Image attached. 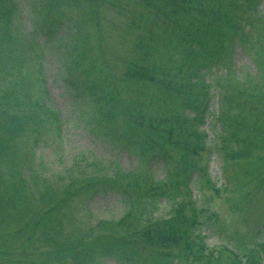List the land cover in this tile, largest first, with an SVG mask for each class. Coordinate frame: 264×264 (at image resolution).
<instances>
[{"label":"rangeland","instance_id":"rangeland-1","mask_svg":"<svg viewBox=\"0 0 264 264\" xmlns=\"http://www.w3.org/2000/svg\"><path fill=\"white\" fill-rule=\"evenodd\" d=\"M12 1L8 32L11 36L16 34V42L9 43L11 37L6 38L4 29L0 30V64H8L5 71L13 69L3 79L0 74V82L13 83V70L15 71L16 66L20 70V77L29 85L30 99L37 98L40 95L39 76L34 68L39 65L40 77L45 80L44 86L47 90L44 102L58 117V127L52 126L50 129L43 128L38 131L37 142L24 139L18 144L22 148L31 145L33 149L30 154L33 168L30 167V171L25 166L23 170L29 185L36 183L41 188L43 177L55 181V185L68 176L87 180L93 177V174L110 173L111 168L116 165L124 172L137 170L140 167L139 154L136 153L135 147L127 148L129 128L123 122L124 118L118 112H107L100 118V112L91 99V94L101 93L102 90L112 91L115 97H123L129 101H132L131 98H139V104L154 106L159 103L156 96L160 86L162 89L165 86V83L161 85V81L165 79L163 74L157 71L153 82L126 85L124 73L128 68L146 65L157 70L171 71L172 74L182 72L173 79L171 76L166 78L174 88L182 83L186 85L181 94L174 93L176 100L181 101V98H188L195 92L201 93V83L205 84L207 92V109L204 111L203 120L194 126L204 133L202 140L205 150L201 153L198 165L205 167V175L196 170L187 177V180H191V200L195 201L194 209L191 206V218L196 219L191 220L192 238L205 246V254L214 248H226L225 250L239 254L245 251L247 245L255 246L260 241L264 242V176L255 174L256 169H259L255 156L245 157L238 166H233V178L231 175L229 179L225 176L223 156L220 152L225 132L217 120L222 103L225 107L224 101L221 100L225 89L236 91L240 85L259 81L257 64L253 63L251 55L256 34L260 32V18L264 17V0L255 5H245L244 0H234L235 5H241L239 10H234L238 13L236 22L241 31H237L236 37L232 34V47L230 52H227V58L221 56L218 60L205 56L203 52L207 54L209 47H203L201 44H196L200 49L194 47L191 54L182 52L177 31L169 30L168 34H161L158 30L160 27L152 23L157 17L153 15L154 9L150 6L139 7L138 0H96V3H93L94 0H70V3L82 5L83 9L88 11H68L66 8L65 14L62 10L63 14L58 22L61 23L60 32L48 38L40 34L42 29L50 24L43 22L40 11L49 0ZM89 6L94 9L90 10ZM53 11L55 13L52 12V16L55 17L57 12L55 9ZM158 21L171 27L162 15L158 16ZM35 27L40 30L37 34ZM247 31L251 36L249 42L241 40L242 32ZM230 35L231 31L226 30L220 39L228 41ZM144 44L151 49H146ZM8 57L13 61L9 62ZM184 60L188 63L180 71L172 65L181 64ZM74 62L81 65L79 71L71 65L68 72L66 64ZM188 83L193 87L190 88ZM89 84L97 85V89L91 92L88 89ZM224 85L227 88H224ZM17 90L19 91L18 88ZM20 100L26 102V97L21 96ZM11 105L15 109L13 101ZM185 111L188 116L194 113L190 109ZM109 131L114 132V139L109 137ZM98 162L101 163L100 169ZM169 164L171 163L158 158L147 163L145 170L152 179L164 181ZM251 169L253 174L248 175ZM199 175L201 181L208 177L219 190L199 184ZM33 192L36 193L35 190ZM95 194L76 199L78 215L72 214L73 217H70L66 208L61 209V212L70 218V222H64L68 234L71 233V226L76 220L82 227L93 228L95 233H98L96 224L99 221L112 223L121 230L130 227L131 231H135L137 225L132 222L127 221L124 225L116 223L128 208L121 200L118 189ZM236 200L237 205H234ZM144 202L143 199L136 205L139 206L136 210L141 215V222L146 218H162L172 214L174 203L167 196L158 197L154 203L149 202L146 211L140 208V204ZM0 205L6 210L0 211V264H37V261L27 262L26 258L20 255L19 247L26 240L21 228L26 220L23 221L21 215L6 206V201L1 195ZM31 210L41 212L42 208L33 206ZM6 212L8 219L4 225ZM113 232L118 234L119 230L115 228ZM257 232H261V235ZM16 233H21L24 237ZM3 234L10 236L7 239V244L10 243L9 250L5 249L6 239H1ZM132 236L130 234L131 238ZM41 241L42 238L37 233L30 240L28 251L36 249L38 253ZM134 246L141 255L131 253L124 259L117 254L107 253L97 256L96 261L98 264H151L153 256L143 258L144 252L153 251L163 255L157 248L148 250L140 240L135 241ZM213 252L216 253L214 250ZM261 264H264V258L261 259Z\"/></svg>","mask_w":264,"mask_h":264},{"label":"trees","instance_id":"trees-1","mask_svg":"<svg viewBox=\"0 0 264 264\" xmlns=\"http://www.w3.org/2000/svg\"><path fill=\"white\" fill-rule=\"evenodd\" d=\"M86 1L89 2V0ZM138 1L139 7L150 6L154 9L153 15L157 17L152 23L160 27L158 30L161 34L163 32L168 34L169 30L177 31L182 52L191 54L194 47L197 50L200 49L196 44H201L203 47H209L207 54L203 53L205 56L212 57V60L215 58L218 60L221 56L227 58V52L228 50L230 52L232 47V34L236 37L237 31L238 33L241 31L236 22L238 13L234 11L239 10L241 5H235L234 0ZM244 1L245 5H255L260 0ZM12 3V0H0V30L4 29L6 38L11 37L9 43L16 42V34L11 36L8 32L12 17ZM93 3H96V0ZM66 8L68 11L71 9L79 12L88 11L83 9L82 5L70 3V0H49L43 6L40 15L44 23L50 24L42 29L40 34L42 33L46 38L54 33L58 35L61 25L58 22H60L63 11L66 14ZM54 9L57 12L55 17L52 16V12L55 13ZM89 9L94 8L89 6ZM159 15L164 16L171 27L160 23ZM260 21V32L256 34L251 55L253 63L257 64L259 81L240 85L236 91L225 89L221 96L225 107L222 103V109L217 114V120L225 132L222 136L220 152L223 156V171L228 179L230 175L233 178L231 174L233 166H238L243 158L253 156L259 166L255 174L264 176V17L260 18ZM96 26H98L97 23ZM166 27H168L167 30H165ZM226 30L231 31L228 41L220 39ZM39 31L36 28L35 33ZM76 36L78 37V34ZM250 38L248 31L242 32L241 40L249 42ZM144 47L151 49L147 44H144ZM9 48L13 52L12 48ZM145 56L146 54L141 59ZM1 61L0 59V63ZM8 61L13 60L8 57ZM187 63L188 61L184 60L181 64L172 65L180 71ZM71 65L77 71L81 67L77 62L66 64L68 72H70ZM7 68L8 64H0L2 79L13 69L5 71ZM34 69L39 76L40 95L37 98L30 99L29 85L20 77V70L16 66L15 71L13 70L14 82L11 84L0 82V195L6 201V206L17 215H21L23 221L26 220L21 228V233L26 240L19 248L20 255L26 258L27 262L98 264L97 256L107 253L117 254L126 259L131 253L138 255L134 242L140 240L148 250L157 248L163 254L162 256L155 255L153 251H150L153 254L151 264H172L173 260L175 264H261V259L264 258V242L260 241L255 246L247 245L245 251L239 254H235L232 250H225L226 248H214L205 254V246L192 238V191L191 180H187V177L196 170L205 175V167L198 165L201 153L205 150L202 140L204 133L194 127L202 122L204 111L207 109V92L204 83H201V93L194 91L192 96L183 97L181 101H178L173 97L174 93L181 94L186 85L182 83L174 88V85L166 78L171 76L173 79L182 72L172 74L171 71L157 70L146 65L128 68L124 73L126 85L153 82L157 71L163 74L165 79L161 81V85L165 83V86L164 89L160 86L159 94L156 96L159 103L154 106L141 103V106L139 98L136 100L131 98L132 101H129L123 97H115L112 91L104 90L98 94H91V99L94 100L100 112V118L107 112H118L124 118L123 122L129 128L127 148L135 147L136 153L139 154L140 167L137 170L124 172L116 165L111 168L110 173L93 174V177L87 180L68 176L61 182H57V185L50 178L43 177L41 188H39L36 183L33 186L29 185L23 175L25 166L30 171L33 168L30 160L33 149L31 145L22 148L18 144L24 139L37 142V132L43 128L50 129L52 126L57 128L58 117L56 112L44 102L47 90L44 86L45 80L43 81L40 77L41 67L38 65ZM188 85L190 88L193 87L192 84L188 83ZM224 88L227 87L224 85ZM88 89L92 92L97 89V85L89 84ZM21 96L26 97V102L20 100ZM12 101L15 109L12 108ZM23 106H25L24 109ZM103 109L104 112H102ZM184 109H190L194 113L188 116ZM109 137L114 139L113 131H109ZM158 158L171 163L166 167L164 181L152 179L145 170L147 163ZM97 165L100 169L101 163L98 162ZM251 174H253V169L248 175ZM197 181L201 185L215 187L214 182H211L208 177L201 181V175H199ZM116 189L121 194V200L128 206L124 216L116 223L124 225L127 221L132 222L137 225L134 232L130 230V227L121 230L112 223L99 221L96 224L98 233H95L93 228L82 227L77 220L71 226V233L66 232L67 227H64V222H70V218L61 212L62 208H66L70 217H73L72 214L78 215L79 213L76 205L78 197L92 196L95 193L104 194V192ZM215 189L219 190L216 187ZM161 196L171 198L174 203L172 214L162 218H146L141 222V215L136 210L139 207L136 206L137 203L144 199L145 202L140 204V208L146 211L148 203H154ZM234 205H237V200L234 201ZM33 206L42 208V211L31 210ZM1 210L6 211L0 205ZM5 215L4 225L8 219L7 212ZM115 228L119 230L118 234L113 232ZM21 233L16 234L22 235ZM37 233L42 238L40 251L38 253L36 249L28 251L30 240ZM130 234L133 235L132 238ZM257 234L261 235V232ZM9 237L8 234H3L1 238L6 239V250L10 249L8 246L10 243L7 244Z\"/></svg>","mask_w":264,"mask_h":264}]
</instances>
